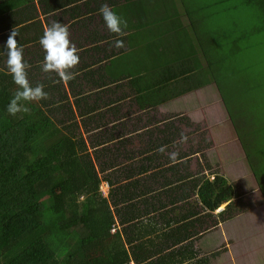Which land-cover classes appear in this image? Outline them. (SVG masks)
Here are the masks:
<instances>
[{
    "label": "trees",
    "instance_id": "16d2710c",
    "mask_svg": "<svg viewBox=\"0 0 264 264\" xmlns=\"http://www.w3.org/2000/svg\"><path fill=\"white\" fill-rule=\"evenodd\" d=\"M146 1L126 0V8L118 6L120 0L0 1V46L15 29L30 65L29 83L43 84L48 93L46 99L30 104L28 113L8 115L4 109L16 86L7 70L0 68V264H211L196 242L232 219L236 189L219 173H189L186 154L179 157V162H184L177 165L156 151L176 144L181 138L177 124L187 125L191 120L152 123L141 136L143 141L140 137L137 143L140 148L146 146L139 153L130 151L136 144L126 135H112V129L122 126H117L119 120L114 121L104 133L109 134L108 142H118L116 152L123 162L118 169L106 163L112 157L117 161V154L110 157V151H96L92 146L91 159L83 134L78 132L80 124L62 121L74 119L76 109L86 133L101 130L104 113L98 108L118 119V100H109L104 107L96 105L98 100L89 105L84 97L72 103L69 90L75 91L77 79L64 82L54 73L41 71L43 50L38 41L45 30L43 18L54 20L62 13L61 17L71 20L72 27L82 33L78 42L93 44L82 48L80 57H105L97 59L101 64L96 69L91 68L93 63L77 65L76 76L88 84L116 89L126 82L141 111L205 88L215 80L214 74L207 78L200 71L204 67L205 74L207 67L212 68L209 55L213 44L207 30L219 19L215 6H206L204 20H199L197 13L188 11L185 0H158L159 7L154 5L152 12H146ZM136 2H140L139 11ZM176 2L184 14L179 13ZM103 3L128 22L120 37L124 47L116 53L112 45L117 37L110 33L105 38L99 31L105 27L97 14ZM256 3L264 11V0ZM83 12L88 17H81ZM97 17L101 21L96 24ZM183 18H188V24ZM187 26L204 38V65L197 56L187 57L175 50L181 46ZM176 39L180 44H175ZM105 40L109 41L104 49L101 42ZM153 47H159L157 54ZM228 115L264 200V177L244 140L253 130ZM161 160L166 163L161 165ZM101 185H107V196ZM211 219L214 226H207Z\"/></svg>",
    "mask_w": 264,
    "mask_h": 264
},
{
    "label": "rangeland",
    "instance_id": "374dc122",
    "mask_svg": "<svg viewBox=\"0 0 264 264\" xmlns=\"http://www.w3.org/2000/svg\"><path fill=\"white\" fill-rule=\"evenodd\" d=\"M183 2L188 11L197 13L195 17L199 20H204L206 6H215L220 14L217 24L207 30L209 43L213 44L209 55L212 68L207 67L204 74L202 66L200 71L201 76L207 78L214 74L215 80L210 81L204 91L173 99L150 111H141L134 102L135 97L126 82L124 86L116 89L111 85L96 87L88 84L82 76H76V89L72 93L69 90L70 102H75V98L84 97L89 105H93V101L98 100L96 105L104 107L109 100H118L121 109L118 116L120 118L115 119L106 113L104 108H98L100 113H104L101 130L94 129L90 133H86L85 125L79 122L80 115L76 109L74 119L62 121L70 125L77 122L80 124L82 130L79 129L78 132L83 134L89 153L92 155L91 159L94 154L92 146H96V151L103 148L105 151H110V157L111 153L118 155L117 161H114V157L111 161L106 158V163L115 164L114 166L119 169L118 165L122 159L116 152L118 142L117 140L108 142L109 134L104 133L112 128L114 121L119 120L117 126L121 123L122 126L116 130L112 129L113 132L110 131L112 135H126L128 139L130 138V142L136 144L129 148L130 151L139 153L146 149V146L140 148L137 143L140 137L147 133L148 127L152 128V123L165 125L173 121L177 123L178 119L189 118L191 120L189 124H181V126L177 124L181 133L188 137L187 141L176 139L177 143L166 148L163 157L168 158V153L175 151L177 156L171 161L177 165L189 161V173L205 176L219 173L235 187L238 196L231 212L232 219L204 234L196 242V247L203 256H209L211 264H264V200L228 115L229 113L233 119L239 120L246 128L253 130L250 136L244 133L248 137V139L244 138L245 146L252 162L259 167L264 177V11L258 8L256 0H185ZM61 14L57 13L54 20L50 16L44 17V27L46 29L54 22L66 25L70 40L81 56L82 48H89L93 44L78 42L83 36L82 33H79L78 28H73L71 20L61 17ZM82 16H85L84 12ZM100 21L101 19L97 17L96 24ZM99 31L103 37L109 38L110 32L105 27ZM108 41H100L104 49ZM112 49L114 53L120 50L115 47ZM97 59L105 60V57L103 54H90L86 58L80 57L78 65L84 62L88 65L93 63L91 68L96 69L101 64ZM200 60L204 64V56ZM5 61L6 58L0 59V68L7 70ZM94 125L96 124L93 123L92 126ZM92 126L89 125L90 129ZM142 139L141 137V141ZM146 141L148 140H144L145 144ZM176 145H180V148ZM185 154L188 156L187 159L179 162V157ZM102 161L104 163L105 159ZM93 162L94 165L99 166L94 158ZM160 163L164 165L166 162L161 160ZM101 192L107 196V185H101ZM213 221L204 222H207V226H214L215 221Z\"/></svg>",
    "mask_w": 264,
    "mask_h": 264
},
{
    "label": "clouds",
    "instance_id": "9594fccd",
    "mask_svg": "<svg viewBox=\"0 0 264 264\" xmlns=\"http://www.w3.org/2000/svg\"><path fill=\"white\" fill-rule=\"evenodd\" d=\"M106 29L114 34L117 39L113 42V47L120 49L124 47V41L120 37L125 35L128 27L126 18L107 3H103L97 9ZM18 33L13 29L4 44L3 55L6 57L7 72L11 76L12 83L16 86L13 94L10 96L5 111L10 116H16L20 113H28L29 105L46 99L48 96L43 84L32 85L28 80V69L30 65L24 58L23 46L17 42ZM43 50V60L41 62V71L45 73H54L61 81H71L75 79L76 67L79 64V50L70 40L68 27L60 22H54L47 27L38 41ZM188 139L181 133V141ZM159 153L165 152V146L156 149ZM177 156L175 151L168 153V158L174 160Z\"/></svg>",
    "mask_w": 264,
    "mask_h": 264
},
{
    "label": "crops",
    "instance_id": "0c3cea01",
    "mask_svg": "<svg viewBox=\"0 0 264 264\" xmlns=\"http://www.w3.org/2000/svg\"><path fill=\"white\" fill-rule=\"evenodd\" d=\"M1 1V0H0ZM138 1V0H137ZM143 0H140V2H142ZM140 2H136V7H137V11H139L138 6L140 5ZM154 5H156V7H159V1L158 0H147L146 1V12L148 11H153L154 9ZM176 8L178 9L179 13L184 14V11L181 10L180 5L176 2L175 3ZM118 6H121L123 8H126L127 6V2L126 0H120V3L118 4ZM186 24H188V18H183V20H181ZM145 25V24H143ZM183 42H181V46L179 47V49L175 48V50H179V53H183L185 55H187V57H195L197 56L199 59H201L202 56H204V52L202 50L203 45H204V38H202V36H200L197 32H195L194 30H191L188 28H186V33L183 36ZM175 44L178 45L180 44L179 39L175 40ZM171 47V43L169 44ZM159 47H153V53L157 54L159 52V50H157ZM185 52V53H184ZM174 54H176V52H173ZM200 64L204 65L201 60H200ZM207 89V88H206ZM204 87L196 90L194 92H191L183 97H187V96H191L194 93L197 92H202L204 91ZM219 95V94H218ZM183 97H179V98H183ZM177 99V98H176Z\"/></svg>",
    "mask_w": 264,
    "mask_h": 264
},
{
    "label": "built area",
    "instance_id": "2783aa9c",
    "mask_svg": "<svg viewBox=\"0 0 264 264\" xmlns=\"http://www.w3.org/2000/svg\"><path fill=\"white\" fill-rule=\"evenodd\" d=\"M112 232H116V230H112Z\"/></svg>",
    "mask_w": 264,
    "mask_h": 264
}]
</instances>
